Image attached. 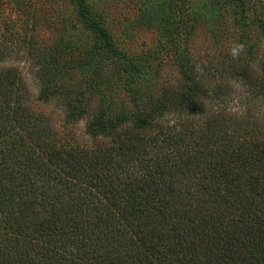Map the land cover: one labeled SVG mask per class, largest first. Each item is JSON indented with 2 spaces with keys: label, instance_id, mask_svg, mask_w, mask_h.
I'll use <instances>...</instances> for the list:
<instances>
[{
  "label": "trees",
  "instance_id": "1",
  "mask_svg": "<svg viewBox=\"0 0 264 264\" xmlns=\"http://www.w3.org/2000/svg\"><path fill=\"white\" fill-rule=\"evenodd\" d=\"M233 1L264 35V0ZM4 60L0 48V264H264V77L222 66L209 109L210 83L191 80L175 119L164 103L85 115L52 67L38 98L64 99L67 121L87 116L91 145L31 110Z\"/></svg>",
  "mask_w": 264,
  "mask_h": 264
},
{
  "label": "rangeland",
  "instance_id": "2",
  "mask_svg": "<svg viewBox=\"0 0 264 264\" xmlns=\"http://www.w3.org/2000/svg\"><path fill=\"white\" fill-rule=\"evenodd\" d=\"M84 2L88 18L105 26L108 35L85 25L79 0H0L2 64L18 67L30 90V109L48 116L67 137L91 145L96 139L86 132L87 116L66 120L64 99L38 98L57 65L64 69L65 98L85 115L144 114L164 103L165 110L171 108L166 118L175 119L174 105L191 80L210 83L200 100L209 109L220 79L214 74L222 66L234 63L256 81L264 77L257 16L233 0ZM236 84L242 86L240 80Z\"/></svg>",
  "mask_w": 264,
  "mask_h": 264
}]
</instances>
